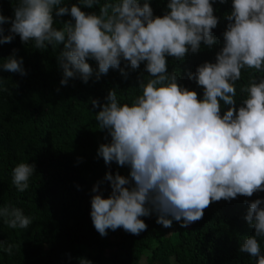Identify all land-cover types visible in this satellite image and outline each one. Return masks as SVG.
I'll use <instances>...</instances> for the list:
<instances>
[{"label": "clouds", "instance_id": "1", "mask_svg": "<svg viewBox=\"0 0 264 264\" xmlns=\"http://www.w3.org/2000/svg\"><path fill=\"white\" fill-rule=\"evenodd\" d=\"M225 2L168 0L163 15L153 14L150 0H78L70 6L64 0H16L12 17L0 11V44L18 35L25 45L34 41L38 50L63 45L57 57L61 85L77 74L87 83L93 75L89 59L98 64L97 80L110 68L120 69L126 78L122 60L132 69L145 64L148 79L139 78L141 94L131 104H122L115 88L103 104L91 102L99 108V129L111 138L100 144L97 155L106 165L115 161L130 169L129 176L105 174L111 185L107 197L99 183L93 186L90 216L101 236L119 228L139 235L147 229L141 217L152 212L165 228L173 220L186 227L202 219L214 201L264 191V77L249 78L240 87V103L236 100L242 69L264 73V0H232L215 62L205 61L188 72V79L203 88L202 98L178 83L176 71H168L167 57L183 61L201 43L209 48L216 43L212 30L219 17L214 7ZM94 6L98 11L83 10ZM65 15L70 19L55 27L56 18ZM5 23L10 24L7 35ZM17 53L14 48L0 67L24 76ZM34 172V164H16L12 184L18 192L29 188ZM245 203L244 219L254 234L244 239L240 252L264 264L258 240L264 237V199ZM0 219L11 229H27L33 222L10 203L0 206ZM14 247L20 246L9 243L3 251L11 256ZM80 264L91 261L80 258Z\"/></svg>", "mask_w": 264, "mask_h": 264}, {"label": "trees", "instance_id": "2", "mask_svg": "<svg viewBox=\"0 0 264 264\" xmlns=\"http://www.w3.org/2000/svg\"><path fill=\"white\" fill-rule=\"evenodd\" d=\"M69 6L78 0H64ZM105 0H100L104 3ZM143 2V0H141ZM16 0H0V11L12 17ZM168 0H150L154 15L167 11ZM214 7L219 17L212 30L216 43L208 47L201 43L197 53L189 52L183 61L167 57L168 71L179 74L178 83L195 90L203 97V88L188 79V72L205 61L215 62L216 53L223 46V32L231 11L232 0ZM83 7V6H82ZM84 11H98V6ZM55 16V13H54ZM70 16L56 18L55 27ZM8 34L9 23H5ZM23 58L26 75L10 73L0 67V206L12 204L32 218L27 229H11L0 219V264H80L86 258L91 264H256L255 258L240 252V245L254 228L245 221L248 209L245 201L264 199V191L251 197L237 196L230 201L212 202L204 210L203 218L186 227L173 220L170 228L158 224L157 213L141 217L147 229L133 235L119 228L101 236L91 220L93 186L107 197L111 192L105 174L129 176L128 166L115 161L106 165L97 155L102 143H109L107 130L99 129L95 119L98 107L109 89L115 88L117 99L131 104L141 94L139 78L148 79L144 62L132 69L121 61L128 73L110 68L96 79L98 64L89 59L93 75L84 83L77 74L61 85L63 69L57 57L63 45L35 49L34 41L26 45L17 35L11 43L0 44V64L13 49ZM264 77L255 69H242L236 82L237 104L242 96L240 87L249 78ZM222 103V102H221ZM226 106H222V113ZM35 165L29 188L18 192L12 184V169L19 162ZM264 206V205H262ZM264 252V237L258 238ZM9 243L19 245L9 256L3 251Z\"/></svg>", "mask_w": 264, "mask_h": 264}]
</instances>
